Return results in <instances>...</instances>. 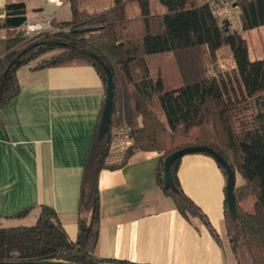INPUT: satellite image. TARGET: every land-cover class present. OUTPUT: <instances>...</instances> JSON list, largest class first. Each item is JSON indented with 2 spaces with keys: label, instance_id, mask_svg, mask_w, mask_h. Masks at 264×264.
Segmentation results:
<instances>
[{
  "label": "trees",
  "instance_id": "1",
  "mask_svg": "<svg viewBox=\"0 0 264 264\" xmlns=\"http://www.w3.org/2000/svg\"><path fill=\"white\" fill-rule=\"evenodd\" d=\"M67 1L71 12L68 21H53L55 29L30 36L18 30L26 21L25 4L4 6L0 30L7 34L0 37V110L19 94L18 69L33 61L35 69L92 65L106 90V73L95 58L98 56L112 74L110 127L101 139L97 138V127L84 164L76 237L69 238L58 213L42 204L30 225L0 223V260L137 264L95 255L99 171L120 167L135 149L160 153L155 172L158 186L184 218L199 219L218 240L205 212L181 188L177 169L182 157L170 167L176 188L163 185L167 155L185 146L206 145L241 179L233 188L234 218L224 202L231 251L238 264H264V57L250 58L242 34L264 25V0L233 1L240 11V30L232 28L227 19L220 20L207 0H158L164 7L161 14L151 13L149 0H135L139 13L132 18L126 15L128 0H111L109 6L91 12L85 5L95 0ZM223 46L231 51L232 70L206 73L205 52L214 57ZM154 54L170 55L174 74L158 63L153 75L146 58ZM119 126L128 127L133 143L119 162L107 164L111 133ZM94 146L99 152L93 159ZM30 209L25 207L8 217H23Z\"/></svg>",
  "mask_w": 264,
  "mask_h": 264
},
{
  "label": "crops",
  "instance_id": "2",
  "mask_svg": "<svg viewBox=\"0 0 264 264\" xmlns=\"http://www.w3.org/2000/svg\"><path fill=\"white\" fill-rule=\"evenodd\" d=\"M17 2L25 4L27 21L44 17L53 29V21L71 17L67 0H0V17L6 4ZM110 3L95 0L85 9L91 12ZM130 4L128 0L125 10L132 18L139 7L134 5L129 14ZM155 4L161 8L157 13H163L158 0ZM5 32L1 29L0 37ZM34 66L31 62L18 69L19 94L0 110V223L30 225L45 204L54 208L74 239L83 168L105 90L92 65ZM159 156L156 151L135 149L120 167L99 171L95 255L137 264H238L225 230L224 172L205 153L182 156L177 169L182 190L205 212L218 234L216 240L199 219L184 218L158 186ZM117 162L106 159L107 164ZM25 207H31L25 216L8 217ZM26 220L30 222L23 224Z\"/></svg>",
  "mask_w": 264,
  "mask_h": 264
},
{
  "label": "water",
  "instance_id": "3",
  "mask_svg": "<svg viewBox=\"0 0 264 264\" xmlns=\"http://www.w3.org/2000/svg\"><path fill=\"white\" fill-rule=\"evenodd\" d=\"M95 58L102 65L106 73V90L103 102V108L101 112L100 121L97 129V138L101 139L108 132L110 127V117L113 104V82L112 74L110 68L103 63V61L98 57ZM207 153L211 155L225 170L226 172V183H225V202L227 205L229 215L234 218L236 216V205L235 198L233 193V188L235 185V173L228 162L213 148L206 145H191L185 146L180 149H177L167 155L164 159L163 164V185L166 189H175V184L171 175V164L177 159L186 154L190 153ZM0 264H80L68 260L60 259H30V260H0ZM98 264H116L113 262L105 261Z\"/></svg>",
  "mask_w": 264,
  "mask_h": 264
},
{
  "label": "rangeland",
  "instance_id": "4",
  "mask_svg": "<svg viewBox=\"0 0 264 264\" xmlns=\"http://www.w3.org/2000/svg\"><path fill=\"white\" fill-rule=\"evenodd\" d=\"M155 1L157 0H149V2L152 4V6H150V11L153 10L155 12L154 14H158L157 12H159L158 10H160L161 8L160 6L155 4ZM233 1L234 0H231L227 3H218L215 9V13L220 20L227 19L231 23L232 28L238 29V27L240 26L239 9L238 7H235L233 5ZM130 2H132L133 4L129 5V10H128L129 14L132 12L131 9H134V7H138V4L135 0H130ZM6 34L7 33L5 32V35ZM242 34L246 37L249 56L251 58L264 57V25L249 31L242 32ZM204 56H205L204 67L206 73L208 74L214 73L216 70L229 72L233 68L232 67L233 59L231 56V51L229 48H227V46H223V48L217 50L214 57H210V55L206 52ZM146 59L149 64L150 71L153 75L155 72V67L156 65H158V63L164 64L167 70L173 72L174 74V67L172 66L173 59L170 57V55L154 54V55H149V57H147ZM136 70L139 71L138 67L136 68ZM175 73H176V69H175ZM159 117L164 120V115L162 113H159ZM98 152H99L98 147L94 146L91 158L94 159L98 154ZM198 153H202V152H198ZM236 180L237 182H240V177L237 173H236ZM28 222L30 221L26 220V222H23V224L24 223L26 224ZM11 225H17V222L15 224L9 223L6 226H11Z\"/></svg>",
  "mask_w": 264,
  "mask_h": 264
},
{
  "label": "built area",
  "instance_id": "5",
  "mask_svg": "<svg viewBox=\"0 0 264 264\" xmlns=\"http://www.w3.org/2000/svg\"><path fill=\"white\" fill-rule=\"evenodd\" d=\"M213 13H215L216 6L218 3H227L231 0H207ZM240 13V11H239ZM18 30H20L24 35L30 36L36 33L44 32L47 30H53L50 19L40 18L34 21H25L22 23ZM129 129L126 126H119L112 130L111 139L109 143V150L107 159L110 162L120 161L122 156L128 147H130L133 143L132 137L129 135Z\"/></svg>",
  "mask_w": 264,
  "mask_h": 264
}]
</instances>
